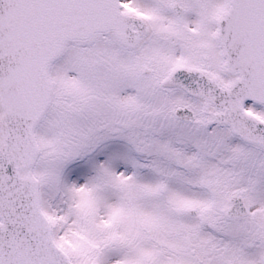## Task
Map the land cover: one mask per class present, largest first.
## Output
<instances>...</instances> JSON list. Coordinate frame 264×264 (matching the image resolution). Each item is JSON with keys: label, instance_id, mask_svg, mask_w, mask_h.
Listing matches in <instances>:
<instances>
[{"label": "snow or ice", "instance_id": "obj_1", "mask_svg": "<svg viewBox=\"0 0 264 264\" xmlns=\"http://www.w3.org/2000/svg\"><path fill=\"white\" fill-rule=\"evenodd\" d=\"M0 264H264V0H0Z\"/></svg>", "mask_w": 264, "mask_h": 264}]
</instances>
